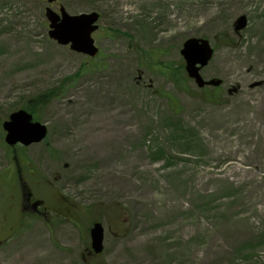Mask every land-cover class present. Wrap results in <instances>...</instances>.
Segmentation results:
<instances>
[{"label":"rangeland","instance_id":"rangeland-1","mask_svg":"<svg viewBox=\"0 0 264 264\" xmlns=\"http://www.w3.org/2000/svg\"><path fill=\"white\" fill-rule=\"evenodd\" d=\"M46 6L97 12L98 54L51 39ZM190 37L217 88L187 76ZM49 90L46 138L12 150L2 122ZM0 264H264V0H0Z\"/></svg>","mask_w":264,"mask_h":264},{"label":"water","instance_id":"water-1","mask_svg":"<svg viewBox=\"0 0 264 264\" xmlns=\"http://www.w3.org/2000/svg\"><path fill=\"white\" fill-rule=\"evenodd\" d=\"M54 0H47L48 3ZM48 20V35L58 44L69 45L71 50L94 56L98 48L94 45L91 33L97 29L98 13L95 11L79 14L68 13L63 6L59 7V13L51 7L46 6L44 10ZM246 24L244 15H240L234 22V30L243 28ZM213 49L205 38L190 37L182 44L180 50L184 59V68L187 75L194 79L195 83L202 87L204 85L217 86L221 83L219 78L203 79L199 69L204 66L212 55ZM4 129V141L13 145L21 143L29 145L33 142L43 140L47 134L45 124L33 120L32 114L24 108L13 110L8 118L2 122ZM90 246L94 253L102 249L103 226L101 222L95 221L89 229Z\"/></svg>","mask_w":264,"mask_h":264},{"label":"flooded vegetation","instance_id":"flooded-vegetation-1","mask_svg":"<svg viewBox=\"0 0 264 264\" xmlns=\"http://www.w3.org/2000/svg\"><path fill=\"white\" fill-rule=\"evenodd\" d=\"M15 146L16 145L11 146V147H15ZM17 168H18V172H20V175L17 178V189H18L19 197H20L19 202H20L21 214L23 215L25 212L29 210V208H32L36 213L45 216L47 209L46 208L41 209L39 206L41 203L40 200L36 201V198L31 196V193L27 189L24 176L22 175L19 166Z\"/></svg>","mask_w":264,"mask_h":264},{"label":"trees","instance_id":"trees-1","mask_svg":"<svg viewBox=\"0 0 264 264\" xmlns=\"http://www.w3.org/2000/svg\"><path fill=\"white\" fill-rule=\"evenodd\" d=\"M173 74H174V76H176V72H174ZM175 81H177L176 78H175ZM42 94L39 93L35 97H32L25 104L24 108L27 109L28 111H32L34 109V106L39 105V103H41V101L44 104L48 99H51V97L56 96V94L54 93V90H49L47 94H45V93H42Z\"/></svg>","mask_w":264,"mask_h":264},{"label":"bare ground","instance_id":"bare-ground-1","mask_svg":"<svg viewBox=\"0 0 264 264\" xmlns=\"http://www.w3.org/2000/svg\"><path fill=\"white\" fill-rule=\"evenodd\" d=\"M199 15L201 16H208L209 15V9H208V4L205 6V7H202L200 10H199ZM212 16L210 15L209 18H211ZM91 127H93V124L92 125H89ZM93 143V142H92ZM40 257H42L43 255H39ZM39 257V258H40ZM44 257V256H43Z\"/></svg>","mask_w":264,"mask_h":264}]
</instances>
